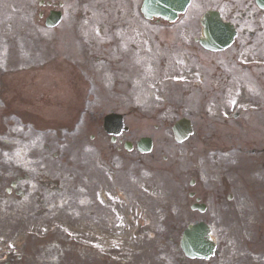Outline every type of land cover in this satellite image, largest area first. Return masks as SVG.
<instances>
[{"label":"rangeland","instance_id":"obj_1","mask_svg":"<svg viewBox=\"0 0 264 264\" xmlns=\"http://www.w3.org/2000/svg\"><path fill=\"white\" fill-rule=\"evenodd\" d=\"M37 1L0 0V60L1 41L10 28H27L30 33L37 30L35 32L38 34L28 33L29 35L23 36L20 41L24 42V55L31 52L30 61L34 59L35 55L36 57L39 55L41 61L35 62L38 64L40 62L41 69L49 67L51 61H49V57L52 53L50 50H54V47L60 53L59 58L61 59L62 55L67 53V59L73 65V76L70 74V79H72L70 88L73 93L71 100L72 125H68L71 131L62 132L61 139L52 143L50 151L45 153L42 144L39 146L35 143L24 144L17 139V134H14L17 132L13 130L17 121L14 119L12 127H6L4 132L5 136L17 140L8 152L7 149L5 150L6 145L4 147L1 142L3 126L0 122V174L12 168L6 164V159L11 164L24 162V166H29L28 170H30L33 164L28 163L26 158L28 155L40 153L41 156L47 157L46 164H40L41 172L50 171L49 169L55 166L57 174L60 173L67 180L69 186H66V189L61 193L54 194L55 205L51 201L48 203L51 208L39 212L34 210L38 207V204L35 203L38 198L30 195L31 192H28L23 200H11L3 193L4 186L0 187V264H4L6 258L3 257L7 255L11 256L7 260L10 262L8 264H82V259L85 256L82 253V237L86 221L96 224L93 219L99 216L101 220H106L110 226H115L109 222L116 217V207H110L106 203L100 202V205L94 206L95 209H92V213L84 208V187L88 188L85 182L86 176L90 174L86 169V157H90L93 165L96 163L90 171L95 177V181L99 183V187L108 189L116 186L110 179L112 172L97 156V151H99L104 158H108L109 142H107L105 134L100 132L101 129L94 124L96 122L91 121L111 108L127 113V123L135 131V138L142 135H149L153 138L152 151L140 156L135 154V157H140L143 160L148 159L152 165H157L153 166L154 170L150 176L146 174L142 165L138 163L135 165L137 167L135 179L137 226L135 231L137 232L133 242L126 239V249L130 246L135 250L134 262L136 264H177L174 259L176 252L173 239L177 240L184 224L193 217L190 216L188 219L186 215L183 217V213L175 206V201L172 205L169 204L170 209L165 207L168 203L166 199L178 200L177 183L171 185L169 183L170 179L176 176V166L178 165L175 164V161H178V155L188 144L177 146L173 142L170 124L179 116L185 115L195 121L197 126L208 124V127L212 125L211 128L213 126L215 128V125L219 123L217 121L220 118L218 116L220 107H227L216 106L217 103L213 101L214 99L207 100L188 94L182 88V84L169 81L166 75H164L165 77L157 75L155 64L158 63V60L151 55H149L150 60L146 59L140 62L142 68L146 61L152 62L154 66L151 73H139L141 71H139L137 60L134 56L129 58L130 47L143 43L144 33L142 34L140 28L151 29L153 35L149 43L152 44L153 49L160 45L174 44L178 37L183 43L192 44V38L200 34L198 20L204 9L216 7L226 13L235 6L234 2L242 3L244 0H192L188 11L171 25L144 24L138 13L140 0H59L62 2L61 11L64 18L56 28H60L62 34L54 29H45L43 24L38 21L36 17ZM241 7L243 8V6ZM240 10L242 9H238V11ZM45 12L47 13V9ZM260 17L264 19V14ZM70 29L75 35L76 29L81 30L79 33L84 34L100 31L104 40L102 38L99 40V47L103 51L116 50V55L121 60L115 62V67L120 68L119 73L122 72L123 78L119 80L116 77L117 81H113L108 76H98L97 72L94 75L95 79L85 80L82 77L84 69L80 68L83 56L72 52L71 48L65 49L70 44L71 38L63 34L69 33ZM263 34L255 33L254 36H249L245 33L240 35L238 42L241 45L242 56L239 59L229 56V52L221 53L216 56L215 60L221 62L218 67L222 69V71L220 70L222 74L219 75L217 81L221 83L218 88L223 89L230 85L227 91H232L230 87L235 84L237 90L232 93L248 91L250 94L249 104L261 107L253 111L245 110L243 117L232 121L228 127L229 131L236 132L241 140L246 141L249 137V140L252 138V141L256 143L264 141L262 138L264 136V100L261 99L264 91ZM77 43L79 46L80 42ZM59 45L63 48L60 49ZM80 48L82 49V46ZM93 64L95 61L92 58L88 66L92 68ZM101 65L104 68L107 66L102 61ZM205 72L208 80L217 76V72L211 70H205ZM202 73L201 70L200 77H203ZM90 75L92 74L90 73ZM227 77L229 78L227 79ZM222 81L224 82L222 83ZM229 98L233 104L242 98V95L234 94ZM220 100L217 99L219 103ZM134 105H136V109L131 112L130 109ZM234 109L235 106L232 111H235ZM214 115H216V121ZM241 124H244L248 129L244 134L243 130L239 129V127L242 128ZM91 134L96 135L92 141L89 138ZM128 137L126 135L125 138ZM120 155L125 158L128 154L120 153ZM100 161L103 165L98 168L97 163ZM114 162L116 163L115 168L120 170L119 180L116 184L121 187L130 186V180H127L130 176L129 159H118ZM238 164H242L245 168L247 162L245 159H239ZM248 171L250 170L246 172ZM240 172L243 173L241 170ZM233 173L235 172L233 171ZM230 176L233 178L232 174ZM244 177L247 178L245 175ZM253 184L248 188V195L245 194L244 187L240 185L232 187V192L237 195L238 199L234 204L237 211L231 213L233 217L231 226L228 225L224 217L217 216L213 207L200 215H208V217L212 215L210 217L212 219L214 213L217 216L214 220H217L218 224L226 222L224 227L215 229L214 235L226 237L229 242L219 243V254L208 261L186 264H264V184L258 185L257 180ZM62 185L64 186L63 183ZM108 195L109 193L106 191L103 193L104 198H109ZM32 200L35 202L32 203ZM20 203L25 206L22 208ZM26 205L28 206L26 207ZM92 215L95 217L92 218ZM107 232H118L119 235H124L123 224L118 225V228H111ZM125 236H128L127 231ZM243 239L246 240V243L243 242ZM110 252L115 251L110 250ZM88 253L87 257L91 263L102 264L100 260H97L101 259V256L97 258L93 252ZM17 255L20 256L18 259ZM103 259L106 260L107 257Z\"/></svg>","mask_w":264,"mask_h":264},{"label":"flooded vegetation","instance_id":"obj_2","mask_svg":"<svg viewBox=\"0 0 264 264\" xmlns=\"http://www.w3.org/2000/svg\"><path fill=\"white\" fill-rule=\"evenodd\" d=\"M42 14L44 15V13ZM8 31L10 33L8 32L2 41L4 42V49L3 60L0 65V122L3 126V138L1 142L4 144V147L6 145L5 150L7 149L9 152L13 147L12 145L17 141L15 138L5 136L4 133L6 127L11 126L15 119L17 124L13 130L17 132L14 133L17 134V139L21 140L24 144L35 143L38 146L42 144L45 153H47L49 152L51 143L59 138L58 134L60 135L62 132L69 131L66 120L71 115V111H73L71 110L73 93H71L70 88V83L72 82L70 74L72 75L73 73V65L67 59V53L62 55L61 59L59 58L60 53L54 47V50H50L52 53L49 57V61L51 60L49 67L41 69L40 62L39 64L35 62L41 61L39 60V55L36 57V55L32 54L34 59H31V61L29 58L31 52L27 53L26 56L24 55V46L19 42L21 37L24 36V29L11 28ZM71 47L68 44L65 49L67 50ZM102 47L104 48V46ZM101 50L102 48L100 49V47L92 48V44L87 41L82 45V49L78 51V54L80 53L81 57L83 56L80 68L84 69L82 77L85 80H88V78L91 80L95 79L94 75L97 72L98 76H108L113 81L117 77L120 68L115 67V62H119L121 59L117 57L116 50ZM172 51L166 55L173 54ZM119 52L121 51L119 50ZM92 58L95 64L90 68L88 65L91 63ZM101 61L107 64L106 68L102 67ZM135 109L136 107L133 106L130 111H135ZM57 110L61 113L57 114ZM125 114L126 112H123V115ZM94 120L95 122L98 121L96 118ZM94 124L98 126L97 123ZM200 136L205 137L202 134ZM119 137L114 140L117 144L121 143ZM227 137L228 134H220L217 131H213L203 139L204 142H201L205 146V151L212 152L210 155L216 158L219 155L217 152L222 153L224 151L228 142ZM89 138L92 141V138H95V136L91 135ZM9 146L10 148H8ZM116 149L119 152V147H116ZM46 159L47 157L41 156L40 153L28 155V163L33 164L34 171H26L29 169V166L25 167L24 164L14 168L9 160L6 159V164H9L12 168L0 174V187L4 186L3 193L13 200L19 199L21 196L28 195V192H31L30 195L42 197L41 204L47 203L50 195L58 190L57 180H62L63 176L57 174L55 167L50 168V171L41 172L42 168L40 164H46ZM92 166L91 162L88 163L89 171L92 169ZM196 169H199L198 163H194L192 166L188 164L187 166L183 165L180 171L182 177L185 178L184 182H188L194 187L191 195L194 194L195 199L199 201L205 202L210 200L219 206L220 209H223V205L226 202L224 190L232 183L227 177L230 171L227 163L219 156L218 162L210 168L205 181L199 179ZM191 174H193L192 181H190ZM211 175H213L214 180L219 178L218 182L216 181L217 183L213 185L214 187L211 186ZM116 181L118 182V178ZM64 182L65 184L68 183L66 180ZM86 185L88 186V191L92 188L97 191L96 193H99L100 188H96V186L99 187V183L95 181V177H86ZM83 254L86 257L88 256L87 248H85ZM84 257L82 264H93L89 261L88 257Z\"/></svg>","mask_w":264,"mask_h":264},{"label":"water","instance_id":"obj_3","mask_svg":"<svg viewBox=\"0 0 264 264\" xmlns=\"http://www.w3.org/2000/svg\"><path fill=\"white\" fill-rule=\"evenodd\" d=\"M259 1V0H258ZM189 0H144L141 5V12L146 17L157 15L167 20H173L177 13L183 12ZM264 6V0H260ZM54 22H48L47 25H53ZM203 32L208 37L207 44H219L227 39L228 26L218 21L216 13L209 12L202 20ZM220 39H222L220 41ZM225 39V40H224ZM228 40V39H227ZM220 41V42H218ZM148 149V145H147ZM204 232L201 226L189 227L184 234L182 247L186 255L190 257H208L211 254L212 247L209 242L204 241Z\"/></svg>","mask_w":264,"mask_h":264}]
</instances>
